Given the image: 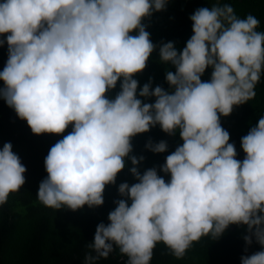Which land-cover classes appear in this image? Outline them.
Wrapping results in <instances>:
<instances>
[{
    "label": "clouds",
    "instance_id": "9594fccd",
    "mask_svg": "<svg viewBox=\"0 0 264 264\" xmlns=\"http://www.w3.org/2000/svg\"><path fill=\"white\" fill-rule=\"evenodd\" d=\"M170 2L0 0V48L7 46L0 100L35 135L72 126L44 161L37 199L48 208L103 206L106 187L131 162L136 182L118 185L120 199L108 223L96 226L84 264L117 249L125 264H150L161 242L182 259L194 242L219 239L231 225L246 226L245 252L254 241L261 247L241 264H264V116L241 138L243 160L221 123L256 96L264 31L256 16L241 18L230 3L214 0L190 15L192 35L182 49L174 41L156 44L144 21ZM157 50L159 62L174 68H165L168 88L153 87L152 77L141 87L135 77ZM156 126L169 136L179 132L183 143L159 168L141 173L145 157L133 154L132 141ZM145 148L165 153L168 143L150 139ZM26 171L4 143L0 206L26 183Z\"/></svg>",
    "mask_w": 264,
    "mask_h": 264
},
{
    "label": "trees",
    "instance_id": "16d2710c",
    "mask_svg": "<svg viewBox=\"0 0 264 264\" xmlns=\"http://www.w3.org/2000/svg\"><path fill=\"white\" fill-rule=\"evenodd\" d=\"M214 0H172L166 11L156 12L144 22L154 43L174 41L178 50L182 49L192 35V21L189 19L194 10L211 6ZM230 3L241 18L252 14L260 20L258 31H264V0H222ZM135 34V33H133ZM7 60V46L0 48V71ZM174 71L171 65L159 62L158 50L148 62L146 70L138 74L142 87L150 77L154 79L153 87L168 85L165 81V68ZM211 69L206 70L203 80L210 79ZM0 81V85H2ZM115 91H119V85ZM256 96L247 103L234 108L231 115L221 116L222 126L230 133V142L234 143L238 152L237 158L243 160L245 154L241 149V138L255 126L258 119L264 116V73L256 86ZM110 95H115V92ZM154 102V101H153ZM72 126L63 134L35 135L26 121L17 117L13 109L0 100V148L6 142L13 145L16 153L27 171L24 174L26 183L19 192L9 196L8 202L0 206V264H84L87 247L94 239L96 226L108 223V213L114 209V201L120 199L118 185L122 182L135 183L130 174L131 162L118 174L116 184L106 187L105 203L101 207L84 206L77 211L69 209L55 210L41 204L37 199L40 182L47 177L44 161L50 148L71 132ZM152 140H165L168 150L155 154L145 148ZM133 154L143 155L145 160L140 164L141 173L151 167L159 168L165 163V157L183 142L179 132L174 136L164 133L159 126L149 132L134 137ZM160 175H164L162 172ZM170 179V176H165ZM246 226L231 225L216 240L203 237L194 242L182 259L173 256L161 242L154 249L150 264H241L243 255H251L261 250L255 241L245 252ZM94 254V253H93ZM126 256L119 254L117 249L107 259L101 258L96 264H125Z\"/></svg>",
    "mask_w": 264,
    "mask_h": 264
}]
</instances>
